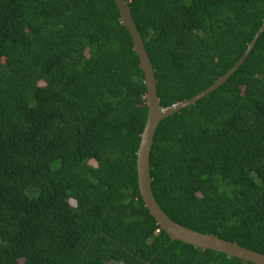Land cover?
I'll list each match as a JSON object with an SVG mask.
<instances>
[{
  "label": "trees",
  "instance_id": "obj_1",
  "mask_svg": "<svg viewBox=\"0 0 264 264\" xmlns=\"http://www.w3.org/2000/svg\"><path fill=\"white\" fill-rule=\"evenodd\" d=\"M125 2L161 108L225 73L264 17V0ZM144 91L113 0H0V264H252L170 240L148 213ZM148 164L169 219L264 254V30L159 120Z\"/></svg>",
  "mask_w": 264,
  "mask_h": 264
},
{
  "label": "water",
  "instance_id": "obj_2",
  "mask_svg": "<svg viewBox=\"0 0 264 264\" xmlns=\"http://www.w3.org/2000/svg\"><path fill=\"white\" fill-rule=\"evenodd\" d=\"M120 17L121 24L126 28L132 42V49L137 56L138 65L143 74L144 84V105L146 106V117L143 128L139 134V141L135 152V168H136V183L137 188L144 206L148 213L155 220L158 227L166 233L170 240H179L199 249H210L215 252H220L227 257H235L244 262L252 264H264V254L240 246L239 244L224 240L208 233H201L185 226H182L167 217V215L159 208L154 200L150 190V178L148 174L149 164L148 157L152 142L154 129L162 118L171 115L173 112L193 104L200 97L206 95L222 82L239 66L244 60L253 46L258 34L264 30V17L260 26L255 31L251 40L247 43L244 51L235 63L215 79L206 88L194 94L193 96L171 104L168 107L161 108L158 104V99L155 89V79L153 69L146 52L143 49L142 40L136 30L133 19L125 0H113Z\"/></svg>",
  "mask_w": 264,
  "mask_h": 264
},
{
  "label": "rangeland",
  "instance_id": "obj_3",
  "mask_svg": "<svg viewBox=\"0 0 264 264\" xmlns=\"http://www.w3.org/2000/svg\"><path fill=\"white\" fill-rule=\"evenodd\" d=\"M25 192L28 193V188L25 189ZM19 264H21V261H19Z\"/></svg>",
  "mask_w": 264,
  "mask_h": 264
}]
</instances>
